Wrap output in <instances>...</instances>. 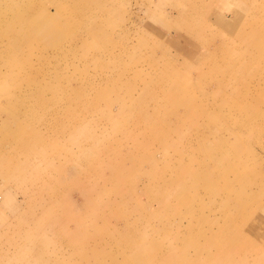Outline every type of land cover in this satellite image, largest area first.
<instances>
[{"label": "rangeland", "instance_id": "374dc122", "mask_svg": "<svg viewBox=\"0 0 264 264\" xmlns=\"http://www.w3.org/2000/svg\"><path fill=\"white\" fill-rule=\"evenodd\" d=\"M36 1L34 7L38 10L57 7ZM170 1L81 0V11L76 19L64 20L69 23L67 29L74 33L78 29L90 33L91 19L97 14L109 21L99 28L102 36L96 42L102 44L113 31L120 37L107 45V51L102 55L105 65L109 62L111 65L120 57L124 59L125 50L132 46L143 53L153 51L158 61H146L139 68H119L103 82L96 75V66L84 65L78 57L49 60L51 65L72 66L65 81L62 80L64 87L57 86L61 94L44 92L39 87V84H45V88L47 85L42 79L44 71L34 58L29 61L28 55L41 38L29 36L23 52L32 65L27 82L34 85L22 84L17 95L4 91L3 86L0 88V264H264V107H257L251 130L239 143L247 162L253 163V168L258 171L256 198L262 206L260 208L256 203V213L245 223L244 212L226 211L220 203H215L213 208H204L208 192L198 193L190 209H184L182 205L173 207L172 203L157 205V199L168 197L170 172L166 171L170 159L169 155L162 159L159 153L162 149H167L168 154L171 151L166 140L171 136L168 124L174 122L175 116L165 105L149 122L144 115L155 112L154 105L141 99L148 93L170 99L176 89L181 97H197L204 101L206 86L177 87L168 78L192 74L196 79V68L205 70L216 60L223 59L231 49L246 48L242 43L234 42V37L240 29L245 30L242 41L253 37L259 21L250 17L251 7L264 9V0ZM5 4L0 7H9ZM180 10L190 12L194 20L188 22L189 25H185L186 19ZM218 12L224 14L225 20L217 19ZM234 14L239 16L234 18ZM136 16L140 18L137 24L134 23ZM233 19L234 25L221 26L222 22ZM44 21L39 15L32 29L41 30ZM182 26L185 31L181 30ZM127 33L132 35L133 43H125ZM256 34L257 39L264 38V30ZM137 40L145 41L146 48L136 45ZM98 43L95 46H100ZM53 44L59 43L54 41ZM84 45L90 48L92 43ZM208 48L209 53L215 52V59L200 61L196 58L201 50ZM33 53L35 58L38 57L37 51ZM40 55L47 58L54 54L44 51ZM227 60L228 63L232 61ZM188 65L195 68L189 71ZM5 66L0 61L1 70ZM136 70L142 71L144 78L137 80ZM118 77L122 79L118 80ZM157 79L161 81L157 82ZM99 80L101 89L106 92L89 91ZM214 81L221 83L218 78ZM259 87L264 90V83ZM217 89L220 91L223 87ZM143 90V93L139 92ZM71 91H75L79 99L67 96ZM19 96L23 97V103L35 107L29 109L18 100ZM5 103L13 105L4 108ZM224 108L214 114L238 120L230 107ZM248 108L249 104L242 105L241 112ZM191 122L196 127V121ZM157 128L163 135H160L161 140L156 139ZM206 135L209 134L204 131ZM231 144L219 145L217 150L227 152L232 149ZM198 152L194 157L204 159L202 149ZM152 156L162 160L156 168L164 179L154 175L155 166L149 161ZM93 168H98V172L94 173ZM144 225L148 228H143ZM159 225H168L161 234L168 233L169 237L158 238L155 232ZM112 229L119 232L117 239L109 236ZM66 233L70 234L68 238L64 236ZM98 237L105 238L102 244ZM139 239L151 255H155L156 250L165 252L176 241L179 252L187 256L173 261H169V256L125 260L131 257V249Z\"/></svg>", "mask_w": 264, "mask_h": 264}, {"label": "bare ground", "instance_id": "6f19581e", "mask_svg": "<svg viewBox=\"0 0 264 264\" xmlns=\"http://www.w3.org/2000/svg\"><path fill=\"white\" fill-rule=\"evenodd\" d=\"M3 1L4 0H0V5L5 4ZM7 1L9 7H0V61L4 62L6 65L3 70L0 68V88L3 86L4 91L8 90L13 95L20 94L19 90L22 84L26 83L29 86L34 85L33 82H27L29 78L28 72L32 68V65L29 61L33 58L42 67L44 71L42 79L47 82L46 88L45 84H39V87L43 89L44 92H58L59 94L61 93L59 89L57 90V86L60 88L64 87L63 85L65 83L62 80L67 78L69 75L68 72L72 69V66H61V64L51 65L48 62L49 60L56 61L58 59L78 57L84 63V65H95L96 68H94L96 69V75H99L100 78L103 79V82L108 76L115 74L119 68H139L146 61H158L153 51L152 53H143L140 49L132 48L133 46L129 48L127 46L129 49L125 50L123 55L124 59H121L120 57L111 65V62H109V66L105 65V59L102 55L107 51V45L113 40L119 39L120 37L116 34V32L113 31L110 33L109 38L102 44L96 42L97 39H100V36H102V32L100 31L101 34L98 32L99 28L101 25L105 26V24L108 23L107 21H109L98 16L97 14H93V19H91L92 25L89 27V31L93 35H91L88 31H80L81 29L76 30L75 33L73 30L67 29L69 23L64 20L70 19L72 21L73 19H76V15L78 16L79 12L81 11V8L79 7L81 0H38V2L45 1L49 4H52L53 6H57L56 8L52 7L53 9L45 10H38L36 6L34 7V5L37 3L36 0ZM184 1L187 0H183V2ZM186 5L188 4L186 3ZM12 8L17 9L13 13H10L9 10ZM180 13L184 15V18L186 19L184 21L185 25H189L188 22L194 20L190 17V12H183L180 10ZM39 15L44 18V25L41 30L32 29L33 25L38 21ZM216 15V17H218L217 19H224V14H220L218 12ZM235 15L238 14H234V18H236ZM250 17H256L259 21L256 25L258 30L255 29V32L252 33L253 37H251L250 40L242 41L245 30L240 29L236 32L233 40L236 43H242L246 48L231 49L228 53H225L226 56H224L223 59L221 58L216 60L213 65L208 66L205 70L202 68H196V79L192 77V74H189L183 78H180L179 76H172L168 78L169 82L173 86L176 85L177 87L178 85H187L189 87L190 85L194 84L201 85L202 88L203 86H206L204 87L205 90L202 89L206 94V96H204V101L202 98L200 99L197 97H181L178 95L179 93L176 89H173L175 94H173V97L170 99L151 95L152 93H148L147 95L141 97L143 101L148 102V104L152 103L154 105L153 108L155 112L144 115L147 121H153L155 116L165 105L168 106V110L175 116L174 122L168 124V127L171 131V136L170 138H167V140L165 139L166 142L169 141L171 151L168 154L167 149H162V151L160 150L159 153L162 159H166V156L169 155L170 165L168 166L169 168L166 172H170V182L168 187V197L167 199H165V197L157 199L156 203L158 206H169L172 203L173 207H176V205H182L184 206V209H190L194 206L193 202L198 198V193L208 192L210 194L207 193L209 198L206 203L204 202V208L215 206V203H220L222 208H224L226 211L229 210V212L231 211L232 213L234 212L237 214L244 212L243 219L245 223H247L256 213V203H258L260 208L262 207L261 203L256 198L258 194L255 181L258 171L257 169L253 168V163L247 162L243 151L240 149L241 144H239L246 132L251 130L252 118L257 112V107H264V90L259 87V84L264 83V38L257 39L256 34V32L259 30H264V9L252 5ZM139 20L140 18L136 16L134 18V23L137 24ZM83 23L87 25L88 22ZM230 25H234V19L233 21L228 20L226 22H222L221 26L229 27ZM241 27H243V25L240 26V28ZM181 28V30H183L184 26ZM81 32L83 34H81ZM30 35H36L37 37L41 38V41L30 49L31 52L28 55V61L23 50L28 45ZM131 36L132 35L128 33L124 36V41L126 44L133 43ZM194 36H196V34ZM54 41L58 42L59 44L54 45ZM87 42L92 43L90 48L84 45V43ZM135 42L136 45L146 48L147 43L145 41L142 42L141 40H137ZM97 43L100 46H95ZM33 51H37L38 57L35 58L36 54H34ZM44 51L47 54L53 53L54 55L43 58L40 54H42ZM208 51L210 52L209 48L207 50H201L196 58H200V61H203L202 59L205 58L206 61H210L211 58L215 59L213 58L215 52L209 53ZM227 58L232 60V63H228ZM193 65H188L189 71H191V69L194 67ZM144 76L145 74L142 71L140 72L136 70L135 77L137 80L144 78ZM217 78L221 83L214 81V79ZM121 79L122 77H118V80ZM205 80H209V83H206ZM160 81L161 80L157 79V82ZM100 86L101 81L98 82V85L94 84V86H91L89 91L96 93L106 92L101 89L102 87ZM219 86L223 87V89L220 91L217 89ZM128 88L133 93L136 92L135 88L129 86ZM139 92L143 93L144 90ZM75 93V91H71L67 94V96L72 98L76 97L79 99L78 94ZM125 97H127V94H125ZM18 100L23 103L22 96H19ZM45 103L49 104L50 102L45 100ZM196 103L198 105H194ZM23 104L26 105V103ZM245 104H249L250 108L246 109L244 113H242L241 106ZM12 105L13 104L11 103L3 104L4 108L11 107ZM26 106H28L29 109H33V107H35L32 104H27ZM226 106L231 108L233 111V116H237L236 119L238 120H233V118H229V116L224 118L214 114L216 110L221 109V107L226 108ZM138 109L136 108L135 110L140 111ZM195 109H197V111H195ZM180 111L184 113H180ZM205 118H208L209 120L206 121ZM192 120L196 121V127L192 126ZM195 128H200V130ZM204 131L209 135L204 136ZM155 135L156 139L161 140L159 128L155 130ZM162 140L165 141L164 139ZM229 142L230 144L232 142L231 150L224 153L217 150L219 145L222 146L224 143L229 144ZM142 143L143 142H141V144ZM201 149L205 153V158L201 159L199 157L201 159L199 160L196 156V158L194 157V154L198 151H201ZM155 156L149 158L151 164H154L155 166L154 175L164 179V176L161 177L158 169L156 168L157 164H162V160L158 161ZM225 170H229L230 172H224ZM93 172H98V168H93ZM163 181L162 183H164ZM132 225V227L138 228V225ZM167 226L168 225L158 226L156 229L157 232H155L158 234V238L169 237L168 233L165 235L161 234V231L165 230ZM143 228L148 227L144 225ZM68 235L70 234L66 233L64 236L68 238ZM109 236L111 238L113 237L114 239H117L119 232L112 229V232ZM104 237H98L100 244L104 242ZM140 241L142 242V239L135 241L131 249V257H126L125 260L138 261L141 256H169L167 257L169 261H173L177 260L180 256H187L179 252V249L176 247L178 245L176 241H174L175 243L172 241L171 243H173V246H171L170 249L165 250V252L156 250L155 255H151L149 250L146 248V245L143 242V244H141ZM20 264L24 263L21 262Z\"/></svg>", "mask_w": 264, "mask_h": 264}, {"label": "crops", "instance_id": "0c3cea01", "mask_svg": "<svg viewBox=\"0 0 264 264\" xmlns=\"http://www.w3.org/2000/svg\"><path fill=\"white\" fill-rule=\"evenodd\" d=\"M4 3H8V1L7 0H5V1H3Z\"/></svg>", "mask_w": 264, "mask_h": 264}]
</instances>
